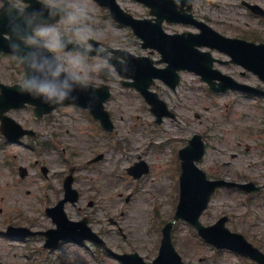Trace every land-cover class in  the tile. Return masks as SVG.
Here are the masks:
<instances>
[{
    "label": "rangeland",
    "instance_id": "1",
    "mask_svg": "<svg viewBox=\"0 0 264 264\" xmlns=\"http://www.w3.org/2000/svg\"><path fill=\"white\" fill-rule=\"evenodd\" d=\"M204 1L195 7L212 19L215 29L229 35H236L239 30L250 40L264 42V17L252 13L243 4H255L264 10V0ZM88 3L95 23L103 29L99 41L134 54H149L141 48L140 40L129 28L114 23L108 11L96 2L88 0ZM128 7L135 14H141L136 5ZM213 55L228 60L222 54ZM153 57L160 59L159 54ZM219 68L243 82L264 87L256 75L240 66L219 65ZM22 71L12 56L0 55L1 82H18ZM244 71L246 74L242 75ZM120 80L116 76V81L111 83L113 97L107 103L115 124L113 133L107 135L105 131L96 129V122L80 109L66 107L55 114L56 122L51 130L59 134L61 148H67L65 153H61L62 149L39 148L38 142L47 141L50 136L45 133L47 124L33 121L30 110L15 114L18 121L33 126L40 136L37 145L33 146L35 149L7 145L0 150V208L17 210L18 207L20 212H27L34 206L38 207L37 198L41 197L46 183L40 165L49 168L52 184L75 167L77 189H81L84 199L92 197L99 204L95 218L105 224L109 217L118 222L117 226L110 223L103 226L108 230L113 249L119 253L136 252L146 261H151L159 253L160 230L164 222L173 221L176 211L180 171L178 151L194 134H203L207 148L200 165L210 177L232 181L248 178L264 184V147L261 146L264 134L260 135L264 113L249 97L237 94L214 96L198 76L184 73L176 91L162 82L153 88L176 113L175 119L165 118L162 124H157L150 105L134 90L122 87ZM256 130H259L257 134ZM99 154L105 156L102 161L89 163ZM37 160L39 164H36ZM136 161H145L150 170L146 176L134 181L126 174V169ZM20 165L28 167L29 175L16 183L15 180L21 179L13 170ZM261 197L252 203L251 209L241 203L240 195L230 190L219 191L201 221L210 225L221 216L228 215L231 230L242 232L264 250V193ZM98 227L101 228L100 223ZM195 236L188 223L178 221L174 225V244L188 264H252L235 252L217 251L212 246L202 245ZM69 244L61 245L53 254L45 253L48 264H65L60 249ZM34 245L38 247V243ZM87 250L92 254L95 248ZM10 251L26 254L22 247L17 246ZM92 256L95 257L93 264H121L115 258L100 253Z\"/></svg>",
    "mask_w": 264,
    "mask_h": 264
},
{
    "label": "clouds",
    "instance_id": "2",
    "mask_svg": "<svg viewBox=\"0 0 264 264\" xmlns=\"http://www.w3.org/2000/svg\"><path fill=\"white\" fill-rule=\"evenodd\" d=\"M4 27L12 58L23 69L18 91L48 105L75 102L79 91L115 80L131 60L123 48L97 42L103 29L88 0H28L27 5L0 0ZM60 254L65 264H93L95 259L83 245H66Z\"/></svg>",
    "mask_w": 264,
    "mask_h": 264
},
{
    "label": "water",
    "instance_id": "3",
    "mask_svg": "<svg viewBox=\"0 0 264 264\" xmlns=\"http://www.w3.org/2000/svg\"><path fill=\"white\" fill-rule=\"evenodd\" d=\"M107 2L104 3L112 8L113 13L119 12L118 7L113 0H107ZM32 6H35L34 2ZM120 20L122 22H126L122 18ZM0 30L3 31V35L0 36V51L12 54L9 48L8 38H6V35L9 36L7 28H0ZM169 40H172V44L170 42H168V44H165V42H163L162 48L163 60L166 61L169 65L165 69L158 70L157 77L168 82L172 88H175L180 83L181 78L178 72L182 69H188L189 71H194L197 74H201L203 75V79L206 80L204 74L206 73V68L210 70L209 65L211 64V61L207 54H200L198 50H194L193 52L182 50V48L186 45V41H179L175 38H169ZM210 40L213 39L210 38ZM225 41L226 43L224 44V46L227 47L231 52V55L234 58V62L240 63L246 68L260 73V75L264 78V72L262 71V69L264 68V59L261 58L263 56L259 51L260 48H264V45L255 46L254 44H248L244 41L240 42L231 39H225ZM197 44L198 42L192 43V45ZM198 45L202 46L204 44ZM183 58L185 59V61L183 60ZM136 60L137 62L133 64L136 71H143L145 64H150V67L153 65V62H150L147 58H140ZM147 61L149 64L147 63ZM0 92V117H4L2 116V113L4 114V112H7L12 108H24L26 107V104H30L35 107L34 110L37 117H42L45 114L51 113L54 109L60 106L75 104L82 108H88L91 113L96 116V118L102 120L104 126L108 127L107 129L113 130V125L109 119V115L104 110V102L107 101L111 95L108 87L97 88L95 90L79 91L77 93L78 99L75 102L66 101L60 105H48L42 103L39 99H34L27 93H21L20 91H18V85L7 86L0 83ZM145 93L149 94L146 90ZM147 100L150 103L155 104V110L161 112L158 119V121L160 122L162 119L161 116L167 115L165 111V105L162 102L158 101L156 98H147ZM2 105H6V107H1ZM188 149L181 151V158L184 161V170L188 169V176L184 172L181 182L182 198L176 219H178V217H182L185 213H187L190 210L189 203L192 204L193 199L200 198L202 194L206 198L203 200L200 211L195 216V220H198V217L200 216L202 211L207 207L211 195L220 184L218 182H207L204 173L199 171L194 165L193 161L200 160L202 158L204 153V146L202 145L195 155H193V153L191 152H188ZM184 218L187 219L186 216H184ZM171 227V224L167 227L166 237L164 238L162 245V253H166V251H172L173 260L166 264H183L181 261V257L175 252V249L172 245L170 235ZM241 238L242 237L239 235L230 233L227 229H222V232L219 234L207 235V239H210L211 241L216 243L217 246L221 247L222 244H224L227 247L233 249H237L239 240ZM162 256H164V254H162ZM162 259H164V257L158 259L155 264H160L162 262Z\"/></svg>",
    "mask_w": 264,
    "mask_h": 264
},
{
    "label": "flooded vegetation",
    "instance_id": "4",
    "mask_svg": "<svg viewBox=\"0 0 264 264\" xmlns=\"http://www.w3.org/2000/svg\"><path fill=\"white\" fill-rule=\"evenodd\" d=\"M123 1L127 4L136 5L140 10L141 14L138 15L140 18H149L151 9L145 4L138 3L135 0H119ZM152 2L154 0H148ZM161 3H164L165 6L162 10L164 16H168L170 18H178V13L181 14L180 18L183 20H188L192 22L193 18L190 15H193L195 18L199 20H204L210 22V19L198 10L193 5L192 10H189L187 3L179 6L177 0H158ZM198 2V0H196ZM196 3V2H195ZM164 26L166 27V31L169 33H176L178 30L173 31L172 28H181V25L173 24L172 22L167 21L165 19ZM193 29V28H190ZM49 130V127H48ZM38 134L32 137H25L24 140L32 141ZM47 183L45 184V196L43 198H37L38 207H32L26 213H19L18 209L14 210L12 208L2 209L0 208V264H48V256L40 253L56 251L61 245L65 243H71L75 245H81L82 242L79 240L83 237H89L90 233L86 236H82V233L77 232L76 229H70L68 232H58L57 234H52L51 237H55L52 241H47L46 233L50 230H55L58 228L57 221L62 219V211L68 216V218L73 222H81L83 219L87 221V224L95 230L94 227L96 225V221L94 218L96 201L92 199V197H87L84 199L83 193L73 194L71 195L72 199L66 201L61 206V201L66 198V176L58 179L55 184L49 182V175L45 176ZM254 182V180H250L248 178L240 179L239 182ZM259 185V184H257ZM262 186V192L264 191V185ZM260 192V193H262ZM256 194L253 197L255 199L261 198L263 194ZM19 228H28V231L21 232ZM99 232V231H97ZM68 237V238H64ZM102 237L108 242V233H102ZM60 240L57 243V240ZM68 241V242H63ZM20 242H31L38 243V247L36 248L34 245H30L31 251L35 252L31 254L30 259L27 261V256L23 257L18 255L15 252L10 251V249L16 244ZM93 241L86 240L85 243H92ZM106 247L100 246L99 244L94 242V245L98 247L100 250L108 254ZM49 247V248H48ZM35 260V262L33 261ZM40 261V263L38 262Z\"/></svg>",
    "mask_w": 264,
    "mask_h": 264
},
{
    "label": "bare ground",
    "instance_id": "5",
    "mask_svg": "<svg viewBox=\"0 0 264 264\" xmlns=\"http://www.w3.org/2000/svg\"><path fill=\"white\" fill-rule=\"evenodd\" d=\"M198 44H202V41H199ZM198 44H197V45H198Z\"/></svg>",
    "mask_w": 264,
    "mask_h": 264
}]
</instances>
